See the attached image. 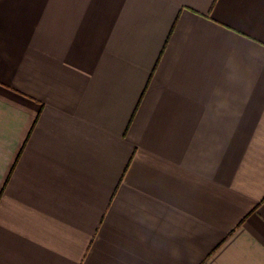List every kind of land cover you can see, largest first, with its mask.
I'll return each instance as SVG.
<instances>
[{"label": "crops", "instance_id": "obj_1", "mask_svg": "<svg viewBox=\"0 0 264 264\" xmlns=\"http://www.w3.org/2000/svg\"><path fill=\"white\" fill-rule=\"evenodd\" d=\"M0 264H264V0H0Z\"/></svg>", "mask_w": 264, "mask_h": 264}]
</instances>
